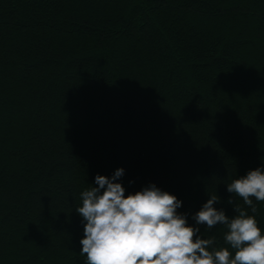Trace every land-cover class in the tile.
Returning a JSON list of instances; mask_svg holds the SVG:
<instances>
[{
  "label": "trees",
  "instance_id": "1",
  "mask_svg": "<svg viewBox=\"0 0 264 264\" xmlns=\"http://www.w3.org/2000/svg\"><path fill=\"white\" fill-rule=\"evenodd\" d=\"M121 168L264 232L227 191L264 168V0H0V264H86L80 194Z\"/></svg>",
  "mask_w": 264,
  "mask_h": 264
},
{
  "label": "clouds",
  "instance_id": "2",
  "mask_svg": "<svg viewBox=\"0 0 264 264\" xmlns=\"http://www.w3.org/2000/svg\"><path fill=\"white\" fill-rule=\"evenodd\" d=\"M123 173L121 168L111 178L97 175V186L80 194L82 206L75 210L84 222L80 255L86 264H264V232L231 198L235 216L217 210L219 200L212 195L193 215L196 226H190L187 214L177 212L182 201L155 184L125 195L116 182ZM227 191L255 213L253 198L264 202V168L233 179ZM218 224L227 228L228 247L214 248V236H200L199 225Z\"/></svg>",
  "mask_w": 264,
  "mask_h": 264
}]
</instances>
